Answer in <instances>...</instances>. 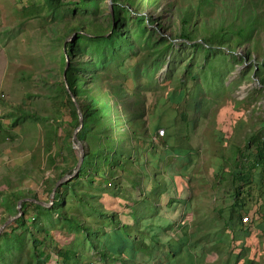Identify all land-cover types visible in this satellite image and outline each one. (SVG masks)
Listing matches in <instances>:
<instances>
[{"label": "trees", "instance_id": "16d2710c", "mask_svg": "<svg viewBox=\"0 0 264 264\" xmlns=\"http://www.w3.org/2000/svg\"><path fill=\"white\" fill-rule=\"evenodd\" d=\"M111 1L112 12L108 0H29L30 16L45 21L47 40L58 50L42 78L44 95L55 107L51 115H40L22 104L11 124L49 122L68 110V148L75 161L62 167L51 159L58 172L46 181L44 198L29 190L0 195L1 225L20 213L22 201L15 227L0 233V264H49L55 225L82 237L74 240L77 246L58 249L60 264H205L206 252L226 254L217 243L235 246L236 233L244 231L243 215L254 211L264 219V192L257 188V176L264 183L261 128L251 129L224 158L226 175L225 167L217 174L231 184L228 213L237 228L229 220L204 226L158 219L161 210L178 205L184 208L183 218L192 205L183 186L179 190L200 151L191 130L218 103L213 96L223 94L230 66L239 59L249 64L241 75L252 70L264 89V0ZM162 68L165 80L158 82ZM156 87L168 89V100L161 98L164 91L149 105L142 89L153 92ZM176 97L182 99L175 104L171 101ZM80 118L82 166L58 186L50 207L38 204L50 203L57 182L75 171L78 156L72 138ZM58 131L55 126V139ZM213 210L222 217L223 207ZM213 238L214 247L203 250L202 244ZM243 250L248 249L235 254V263L244 257V264H259ZM227 256L230 264L232 255Z\"/></svg>", "mask_w": 264, "mask_h": 264}, {"label": "rangeland", "instance_id": "374dc122", "mask_svg": "<svg viewBox=\"0 0 264 264\" xmlns=\"http://www.w3.org/2000/svg\"><path fill=\"white\" fill-rule=\"evenodd\" d=\"M29 5V0H0V195L9 191L29 190L37 192L40 198H44L46 181L54 178L58 172L53 168L51 159L54 158L56 165L62 167H71L75 160L71 158L68 148L67 130L70 121L68 110H63L60 119L49 122L26 120L16 126L11 124L12 116L18 114L15 108L22 104L24 108L37 111L40 115H51L55 107L50 97L44 95L47 91L42 78L47 68L53 64L58 50L53 51L51 42L47 40L44 31L45 21L32 19L30 16V11L27 10ZM161 10L162 7L158 13ZM163 17L167 20L169 16L163 14ZM168 30L167 35L171 32ZM5 31L9 32L6 34ZM178 42L179 40L175 41L176 44ZM237 53L240 56L243 51L239 50ZM248 65L239 59L230 66L221 86L223 94L213 96L218 103L211 108L208 117L199 119L197 128L191 130L192 143L200 151L194 155L192 170L186 178L179 181V190L183 186L185 198L192 201L188 212L182 218L184 208L178 205L175 208L161 210L158 219L196 222V225L204 226H208L213 220H217L218 226L229 220L232 228L238 227L232 223L233 219L229 218L228 213L231 184L220 180L217 174L225 167L226 175L229 166L225 159H228L233 147L241 144L251 129L255 132H259L260 128L264 129V89L258 86V80L252 70L247 72L245 77L241 75V71ZM165 71L166 68H162L156 75L158 82L165 80ZM142 90L145 91L149 105L164 91L166 92L162 93L164 96L161 98H168V89L156 87L153 92H147L145 88ZM180 99L182 98L176 97L171 102L176 104ZM159 116H154V120L156 121ZM166 120L167 118H164V121ZM60 121H63V124H60ZM55 126L59 129L58 139L52 135ZM74 154L78 156L76 149ZM152 160L154 159L150 157V166L154 165ZM163 160L164 158L161 162ZM257 188L264 192V183L260 182L259 176ZM257 188L255 189L258 190ZM262 201L261 207L264 209V193ZM71 204L73 210H78L74 203ZM214 207L216 209L223 207L222 217L218 218ZM27 211V217H31L29 208ZM2 212L3 208L0 205V217L3 216ZM245 217L248 218L247 223L243 221ZM15 219L5 225L1 233L14 228ZM91 219L97 218L94 216ZM241 219V228L244 231L236 233L235 246L226 248L224 244L217 243V246H222L221 250H227L226 254H219L218 257L216 254L209 255L206 252L205 264H226L229 254L232 255L230 264H244V257L237 263L234 258L242 248L248 249L243 250L246 257L264 264V219L259 218L254 211H251L250 215H243ZM234 222L237 224L238 220ZM174 232L173 230L172 234ZM228 233L231 234L230 231ZM50 236L53 242H50L49 264H60L58 249L70 247L73 243L77 246L74 240L82 238L80 234H67L61 225H55L50 230ZM213 239L210 244H202L205 245L203 250L211 245L214 247L216 238ZM87 254L92 255L94 252L89 251Z\"/></svg>", "mask_w": 264, "mask_h": 264}, {"label": "water", "instance_id": "95a60500", "mask_svg": "<svg viewBox=\"0 0 264 264\" xmlns=\"http://www.w3.org/2000/svg\"><path fill=\"white\" fill-rule=\"evenodd\" d=\"M108 4H109V6H110V8H111V12H112V1H111V0H108ZM82 127H83V121H82V118H80V124H79V127L74 131L73 138H72V140H73V147H74V149H76V150L78 151V162H77V164H76V166H75V171H74V173H73L72 175H69V176H65V177H63L62 179H60V180L57 182V184H56V186H55V188L53 189V192H52V194H51L50 203L45 204V203H41V202L36 201L38 204H41V205H43V206H45V207H50V206L52 205V203H53V199H54V196H55V193H56V190H57L58 186L61 185V184L64 183V182H66V181L72 179V178L78 173L79 169L81 168L82 163H83V161H84V147H83V145L77 140V134H78V132L81 130ZM28 200H29V199H28ZM23 201H24V200H23ZM21 203H22V201H20V202L18 203V207H17L20 213H19L17 216L12 217L9 221H7V222H6V223L0 228V233H1V231H2V229L4 228L5 225H7L10 221H12V220L15 219V218H18V216L21 215V211H22V210H21Z\"/></svg>", "mask_w": 264, "mask_h": 264}, {"label": "built area", "instance_id": "2783aa9c", "mask_svg": "<svg viewBox=\"0 0 264 264\" xmlns=\"http://www.w3.org/2000/svg\"><path fill=\"white\" fill-rule=\"evenodd\" d=\"M160 133L162 134V132H160ZM243 221H244V223H247L248 222V218L247 217L243 218Z\"/></svg>", "mask_w": 264, "mask_h": 264}]
</instances>
